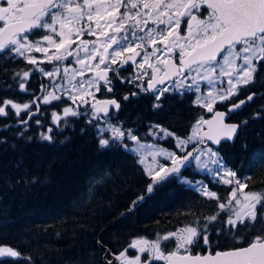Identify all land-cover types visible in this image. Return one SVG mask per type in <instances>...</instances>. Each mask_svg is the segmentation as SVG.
<instances>
[{
  "label": "snow or ice",
  "instance_id": "obj_1",
  "mask_svg": "<svg viewBox=\"0 0 264 264\" xmlns=\"http://www.w3.org/2000/svg\"><path fill=\"white\" fill-rule=\"evenodd\" d=\"M125 9L121 12V9ZM210 10L206 18H200L201 9ZM171 13V14H170ZM187 17L184 21L187 28V35L181 36L175 30L181 25L182 18ZM0 21L4 22L3 27H0V52L5 51L9 46H13L15 52L23 55L22 49L34 48L36 51L47 52V48H41L39 42L29 40V33L36 29H47L52 33H57V25L59 26L60 40L56 42L51 35H44L43 41L54 45L57 52L61 48L64 49L66 56L73 55L70 51L71 45L76 41L75 36L79 39L81 33L87 32L88 35L96 36L99 29V35L105 37V42L100 45L103 48L104 54H101L95 46L96 41H82L83 51L87 54L84 59H78L77 62L84 64L85 60H93L96 56H100L99 63L105 67L98 73V78L103 80L107 86L106 90L112 92L110 86L111 81L108 78V72H115L111 67L117 63V58H120L124 64L129 62L136 63L135 57H141L142 62L137 64L138 68H143L145 64L149 68L153 65L149 63L151 56H156V62L165 65V76H179L184 70L196 73V77L207 80L209 84L213 83V76L217 73L222 76H228L227 81L230 86L227 93L220 95L219 99L224 100L228 95H231L237 85H248L255 82V74L259 71L261 62L264 61V0H0ZM101 21H104L102 24ZM151 21L153 27L149 28ZM94 22V27L92 26ZM82 23L88 25L87 28L81 27ZM164 25V28H160ZM111 29V33H109ZM137 32L143 33L138 35ZM184 41L185 43H180ZM93 45L92 51L89 52L87 45ZM159 44L161 47H156ZM115 46V47H113ZM146 46H151L152 51L149 52ZM180 49L179 64L169 63L164 59L168 53H171L175 48ZM112 49L111 53L108 52ZM139 49L140 51H137ZM126 53H131L124 59ZM162 53V55H157ZM66 56L54 55L49 57L50 60H62ZM106 60L109 62L106 63ZM237 61L242 63L237 64ZM29 63L35 64L34 59H29ZM204 69V74L201 76L200 70ZM65 73L68 69H64ZM158 72L159 69H153ZM47 76L54 75L53 72H45ZM82 74V73H79ZM24 77L29 75L28 72L23 73ZM196 77H193V84L197 83ZM235 77V79H233ZM140 79V77H136ZM155 75L149 80L147 89L143 85H138L141 90L146 91L154 87L153 81ZM163 83V80L159 81ZM90 85L95 84V81H89ZM21 89L25 88L22 83L19 85ZM179 87V85H177ZM191 87V86H189ZM99 91V87H96ZM199 91V87L196 88ZM167 88L160 89L156 99L159 100ZM85 94L87 90H85ZM137 93H132L135 96ZM49 98L57 100L60 97L49 93V96L44 97V103L49 102ZM94 98V97H93ZM126 95L123 99L127 100ZM208 98L211 102L205 103L203 106L208 112L213 111L212 104L215 103L216 97L212 93H208ZM75 102L76 97H70ZM252 99V95L247 97ZM82 103H87L81 97ZM35 103V101H33ZM201 103L200 98L196 101ZM245 101L233 105V108L240 107ZM0 115H7L6 106H11L15 109V114L18 116L21 110H28L30 104H17L12 100L0 102ZM114 106L119 109L120 105L115 99L100 100L92 105L94 109L93 116L103 113L107 116L109 107ZM160 104H155L154 107H160ZM53 121L59 123L61 117L53 113ZM64 117L69 115L77 116L79 113L72 108L63 109ZM225 113L217 111L214 114L215 127L213 120L197 121L193 129V136L199 132L201 124L209 125V132L205 133L209 140L215 144H220L221 140H234L240 125L229 124L224 122ZM26 124L27 121H21ZM39 123V121H37ZM91 123V120L89 121ZM246 123V122H244ZM153 127L158 128L160 132L166 136H172L173 133L167 129L161 128L159 125ZM51 129L47 133H41L40 141H53ZM110 131L111 137L104 138L103 132ZM100 138L98 145L101 149H109L119 143V146L127 148L122 142L127 135L132 141L138 143L135 149L140 153V163L145 162L144 149L153 148L152 145H144L139 143V138L133 135L129 130L127 133L120 127L115 125L109 129L100 130ZM23 136V133L20 134ZM31 142V137L26 138ZM188 140L179 141L180 144L190 142ZM246 147V146H245ZM210 155V161L214 165H218L215 175L220 176L219 167L220 159H212L218 157V153L207 150ZM203 152H199L193 156L192 152H187L184 155H177L175 152H168L165 149L156 148L155 151L148 152L147 155L155 158L157 155L166 156L170 161L168 164H161L157 168L148 166V175L151 178V183L147 185L146 194H153L157 186H163L170 177L180 173L181 168L190 164V158L196 161L197 167L208 168L207 162H202L200 156ZM236 172L231 169H225L222 178L224 184L231 185L235 183L236 188L230 192L229 198L221 201L218 194L210 191L207 186H202L201 191L205 197L215 199L217 208L220 212L230 213L227 219L221 221L222 227H229L232 230L243 227L245 230H254L255 235L246 247H234L227 250H212L207 248L205 254H191V246L198 241H202L204 245H209V237L207 234V225L202 228L187 226L180 229L178 232H169L163 236H157L155 240L146 238L133 239L128 248L138 249L139 253H148L142 259L141 255L134 257L128 256V248H124L118 253L108 252L106 255L113 257L119 264H153V261L163 260L167 264H264V193L249 191L244 193L242 198H238L237 193H243L248 187L246 181L233 179L236 177ZM191 183V181H185ZM144 196L138 197V200H143ZM137 201H133V206ZM238 205L236 208L233 204ZM259 206V210H258ZM219 212L214 215L205 217L208 224H213L218 220ZM173 240L175 249L172 251L162 250L161 245L165 241ZM99 243V242H98ZM22 253L10 246H0V258H19ZM30 259V258H29ZM113 259H106V264H113ZM89 264H93L90 260Z\"/></svg>",
  "mask_w": 264,
  "mask_h": 264
}]
</instances>
